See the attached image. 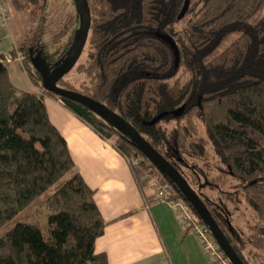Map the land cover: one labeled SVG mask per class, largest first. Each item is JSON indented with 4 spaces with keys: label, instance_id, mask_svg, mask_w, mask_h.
I'll return each instance as SVG.
<instances>
[{
    "label": "trees",
    "instance_id": "16d2710c",
    "mask_svg": "<svg viewBox=\"0 0 264 264\" xmlns=\"http://www.w3.org/2000/svg\"><path fill=\"white\" fill-rule=\"evenodd\" d=\"M42 1L10 0V4L29 14V7L39 8ZM183 1L86 0L90 27L87 60L80 67L85 82L79 89L62 87L63 76L57 85L118 114L187 182L182 167H191L185 155L202 157L205 151L204 140L197 138V120L218 159L216 168L224 176L221 184H226L225 177L235 183L219 190L217 202L191 188L237 255L249 264L243 254L248 241L232 227L227 205L236 210L245 204L264 223V14L259 16L264 0H189L178 18ZM75 22L61 50L41 51L48 64L65 56L78 26L77 13ZM162 35L176 44L177 65ZM233 35L237 37L231 40ZM19 47L25 51L20 67L32 86L40 83L43 93L61 99L101 138L117 133L114 148L124 157L139 158L131 165L135 180L145 184L143 175L152 172L161 182L171 183L128 138L91 110L47 92L31 64L28 44ZM180 68L190 76L170 91L167 81ZM43 93L17 89L0 56V264H107L105 255L94 253V242L105 226L95 191L75 169L64 137L49 119ZM169 122H174L171 133L161 126ZM218 183L211 185L220 188ZM52 187L41 200L47 209L44 233L28 218L38 198ZM20 215L26 216L7 227ZM263 236L252 235L251 242L264 248Z\"/></svg>",
    "mask_w": 264,
    "mask_h": 264
},
{
    "label": "crops",
    "instance_id": "0c3cea01",
    "mask_svg": "<svg viewBox=\"0 0 264 264\" xmlns=\"http://www.w3.org/2000/svg\"><path fill=\"white\" fill-rule=\"evenodd\" d=\"M5 32L0 28V37ZM4 42L5 56L21 45ZM23 90L38 93L27 77ZM43 101L51 123L66 141L75 169L95 191L94 201L105 223L94 242L95 254L105 255L107 264H210L172 207L154 200L151 189L138 187L126 158L110 142L55 98L44 96Z\"/></svg>",
    "mask_w": 264,
    "mask_h": 264
},
{
    "label": "rangeland",
    "instance_id": "374dc122",
    "mask_svg": "<svg viewBox=\"0 0 264 264\" xmlns=\"http://www.w3.org/2000/svg\"><path fill=\"white\" fill-rule=\"evenodd\" d=\"M5 2L8 7L9 21L7 27L0 26V28L6 31L5 35L3 37H0L3 40V44L5 43L4 40L8 39L11 42H17V44L26 46L28 44V48H32L33 52L40 50L51 54L53 51L61 50L69 41V38L76 26V13L73 0H43L40 3L39 8L38 6L36 8L29 7V14L13 8L9 3V0H5ZM12 10H14L16 13H21V16H16V14H13ZM263 14L264 8L259 13V16ZM176 27L182 29L183 22L177 24ZM235 37H237V35H233V37H231V40ZM20 57H22L21 60H19ZM24 60L25 51H22L19 46H13L11 52L7 53V56L4 59V64L7 68L8 76L13 85L19 90H23V87L26 86L27 75L20 67V63L24 65ZM86 60L87 46L82 51L75 66L63 77V80L59 85H61L62 87L68 86L71 88L79 89L81 87V83L83 81L85 82V74L80 67L81 65L84 66L86 64ZM55 63L57 62L54 61V64ZM54 64H52V66H54ZM189 76L190 72L185 71L184 68H180L178 70V73L173 78H170L167 81L170 91L174 92L175 89L185 80H187ZM37 86L41 87L40 83H38ZM38 87H34L38 92L37 94L43 93V89H39ZM43 95H45V97H50L45 93H43ZM57 99L58 98H55L56 103L64 107V105L59 104ZM194 123L196 124L197 138H202L205 142V151L202 157H188L187 155H185L187 165H189L191 169L182 167L183 173L190 183L191 187L196 192H200V195L202 197L206 196L211 201L217 202L219 198V190L229 189V187L234 185L235 181L229 177H225L226 184H221V182L223 181L222 177L224 176L220 172H218L216 168L218 159L210 143L207 141L202 125L197 120H195ZM161 126L167 130V133H171V130L174 127V122L162 123ZM118 139V134L114 132L109 138L105 140L110 142L114 147V145L118 142ZM169 142H171L170 139ZM125 158L128 161L131 159H136L137 161L139 160L137 156L134 158V156L127 155ZM131 167L132 166H130V168ZM192 167L193 170H197V168H200L202 172L197 170V173H195L193 172ZM142 179L145 180V184L141 185L139 181L136 180L138 187L140 189L149 188L151 189V191L155 192V189L157 187L156 184L160 182L159 177L155 175V173L153 174L152 172H150L145 173ZM210 181L219 182L218 184L221 187L217 188L215 186H212ZM207 183H209V185ZM205 184L206 186L204 188L199 189V186ZM53 190L54 187H52L40 198H38L28 218V221L38 224L39 228L44 233L47 231V223L45 221L47 209L46 206L41 203V200H43V198ZM227 206L229 210H232L229 218L232 227H234L236 232L240 234L241 238H243L245 241H248L245 249L243 250L244 257L250 264H264V248L256 246L253 242H251L252 238H250L252 235H257L258 237L263 236L262 232L264 230V223H259L255 218L254 213L245 204H239V207L236 210H234L231 205ZM23 216L26 215L15 217L12 221H10L7 227H10L15 222L22 220ZM4 231L5 230L3 229L1 232L3 233Z\"/></svg>",
    "mask_w": 264,
    "mask_h": 264
},
{
    "label": "water",
    "instance_id": "95a60500",
    "mask_svg": "<svg viewBox=\"0 0 264 264\" xmlns=\"http://www.w3.org/2000/svg\"><path fill=\"white\" fill-rule=\"evenodd\" d=\"M73 3L78 16V26L65 56L52 66L45 61L40 50L33 52L32 48H28L31 64L40 74L42 87L47 92L54 93L57 96L85 106L104 120L109 126L117 130L122 136L128 138L138 148V150L172 183L174 188L183 197V200L186 201L192 208L196 216L207 226L213 238L231 263L244 264L242 259L234 250L232 243H230L228 238L224 235L221 228L211 216L207 207L200 200L197 193L191 188L185 178L168 160H166L144 138H142L132 125L103 104L81 93L68 90L57 85V82L70 72L78 61L87 42L90 27V10L86 0H73ZM188 3L189 0L183 1V7L178 15V18H181L184 15ZM162 38L171 47L174 54L175 65H177L179 53L176 44L169 36L162 35ZM160 116H157L156 119Z\"/></svg>",
    "mask_w": 264,
    "mask_h": 264
},
{
    "label": "built area",
    "instance_id": "2783aa9c",
    "mask_svg": "<svg viewBox=\"0 0 264 264\" xmlns=\"http://www.w3.org/2000/svg\"><path fill=\"white\" fill-rule=\"evenodd\" d=\"M8 21V7L5 0H0V26L7 27ZM3 47V40L0 38V56L4 57V60L6 56L3 54ZM21 59L22 57L19 58V60ZM57 100L59 104L64 105L61 99ZM128 163L130 166L135 165L137 160L131 159ZM156 185L157 187L153 193L154 200L165 202L172 207L182 227L196 237L210 264H232L213 238L207 226L198 220L189 204L177 195L178 193L173 185L168 181H160Z\"/></svg>",
    "mask_w": 264,
    "mask_h": 264
}]
</instances>
